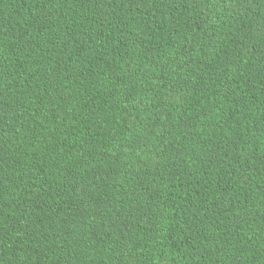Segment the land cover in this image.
<instances>
[{"label":"trees","instance_id":"1","mask_svg":"<svg viewBox=\"0 0 264 264\" xmlns=\"http://www.w3.org/2000/svg\"><path fill=\"white\" fill-rule=\"evenodd\" d=\"M0 264H264V0H0Z\"/></svg>","mask_w":264,"mask_h":264}]
</instances>
